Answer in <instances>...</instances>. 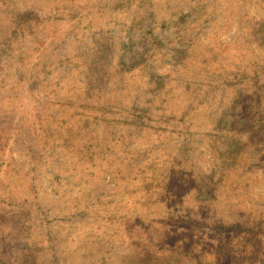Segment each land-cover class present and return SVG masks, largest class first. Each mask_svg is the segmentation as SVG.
I'll use <instances>...</instances> for the list:
<instances>
[{
  "label": "rangeland",
  "instance_id": "rangeland-1",
  "mask_svg": "<svg viewBox=\"0 0 264 264\" xmlns=\"http://www.w3.org/2000/svg\"><path fill=\"white\" fill-rule=\"evenodd\" d=\"M0 264H264V0H0Z\"/></svg>",
  "mask_w": 264,
  "mask_h": 264
},
{
  "label": "trees",
  "instance_id": "trees-1",
  "mask_svg": "<svg viewBox=\"0 0 264 264\" xmlns=\"http://www.w3.org/2000/svg\"><path fill=\"white\" fill-rule=\"evenodd\" d=\"M31 14H32V13H29L28 15H31ZM25 15H26V14H24V15L21 16V17L23 18ZM32 16H33V14H32ZM238 227H239V225L236 224V223H232V224H228V225L224 226V228L229 229V230H236V229H238Z\"/></svg>",
  "mask_w": 264,
  "mask_h": 264
}]
</instances>
